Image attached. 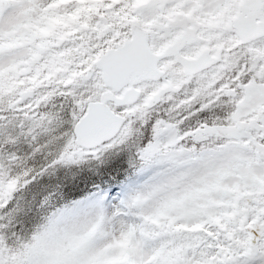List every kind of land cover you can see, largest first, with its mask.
<instances>
[{
	"label": "rangeland",
	"instance_id": "374dc122",
	"mask_svg": "<svg viewBox=\"0 0 264 264\" xmlns=\"http://www.w3.org/2000/svg\"><path fill=\"white\" fill-rule=\"evenodd\" d=\"M156 1L158 8L132 17L110 5L108 16L86 29L75 30L63 18L64 27L52 29L57 42L51 47L39 42L40 17L48 9L58 16L71 14L81 0H0V69L19 60L24 67L40 61L61 78L76 73V67L86 77L87 69H94L91 38L100 42L114 32L108 20L129 36L142 28L156 50L190 21L174 16L172 9L197 7L184 0ZM222 1L202 0L198 7L210 13ZM161 10L169 18L163 19ZM115 36L118 45L126 40L122 32ZM74 55L80 59L73 60ZM177 76L174 67L168 68L172 90L184 82ZM259 78L244 89L228 126L195 132L198 141L209 135L229 138L227 145L191 157L172 148L177 135L164 126L143 152L137 182L60 212L43 233L23 242L17 264H264V198L259 196L264 191V145L259 142L264 138V70ZM91 79L98 83L100 72L95 70ZM97 88L103 90L100 83ZM79 154L72 150L64 158L73 161ZM217 218H222L221 227ZM251 231L261 236L258 243L250 242ZM10 263L0 254V264Z\"/></svg>",
	"mask_w": 264,
	"mask_h": 264
},
{
	"label": "clouds",
	"instance_id": "9594fccd",
	"mask_svg": "<svg viewBox=\"0 0 264 264\" xmlns=\"http://www.w3.org/2000/svg\"><path fill=\"white\" fill-rule=\"evenodd\" d=\"M73 60H79V56H73ZM246 62H238L228 70L223 72L221 79L217 81L214 88L224 89L230 88L236 93L235 97L230 95H218L216 97L217 105L214 114L221 119L222 122H227L229 117L235 110L236 105L234 100H239L243 89L241 84H245L251 80L252 74L246 71ZM68 81H71L69 83ZM59 89H52L45 96L46 103L40 109L42 116L51 115L53 120L46 121L44 128L47 132L38 133L39 143L41 146L47 144L50 140L56 139L58 144H67L71 141L79 143L80 137L77 132L78 118L86 113L83 112L87 108L88 101L95 99L96 102H104L117 118L118 127L113 132V139H119L123 130L131 125L132 136L121 146L128 154L129 159L135 160L137 166L140 164L139 157L135 152V144L140 142L141 147H147L153 139V130L156 128L157 122L165 120L173 123L175 134L177 136H187L194 127L193 122L188 119V116L193 111H199V108L205 103L201 98H196L190 103H185L188 96L184 91L175 93L176 99L169 102L165 97L163 100L153 104L150 108L145 109V101L147 93L142 94L135 100H131L125 89H110L98 90L97 81L89 80L87 77H77L73 73L66 74L60 81ZM98 91H103L104 95H98ZM36 102V101H32ZM148 115L141 119L143 112ZM205 118L209 113L203 114ZM211 123V121H209ZM185 147H199L194 145L192 138L189 136L184 142ZM60 156L55 158L58 163ZM135 169H132L130 174L134 175ZM127 179V177H126ZM9 191L6 186L0 187V194ZM18 193L13 192V196Z\"/></svg>",
	"mask_w": 264,
	"mask_h": 264
},
{
	"label": "trees",
	"instance_id": "16d2710c",
	"mask_svg": "<svg viewBox=\"0 0 264 264\" xmlns=\"http://www.w3.org/2000/svg\"><path fill=\"white\" fill-rule=\"evenodd\" d=\"M40 86L41 93H37L36 97L33 96V101L36 102L30 105L31 109L36 105V119L39 120L36 124L33 121L31 126L23 128L16 123L18 116L16 111L10 109L8 105L0 107L2 110L0 160L3 164L12 166L10 172L16 188L32 197L30 201L32 208H29V214L36 210L34 207L36 205L43 206L45 214H56L59 209L69 208L75 201L86 197L87 189L107 175L106 172L99 171H108L107 167L111 166V162L115 166L125 165V163L116 159L114 152L110 150L103 153L98 163H94L95 161L78 163L70 166V170L67 167L63 170L59 168L60 166L57 167L59 163L55 161V158L60 156V151L65 144H58L54 138L41 146L38 142L40 139L38 133L47 132L44 123L54 119L51 115H41L40 109L46 103L45 96L48 91L54 88L59 89L61 84L52 81L42 82ZM3 101L6 104L8 98ZM31 114L28 113V115ZM10 129L13 130L12 135H10Z\"/></svg>",
	"mask_w": 264,
	"mask_h": 264
},
{
	"label": "water",
	"instance_id": "95a60500",
	"mask_svg": "<svg viewBox=\"0 0 264 264\" xmlns=\"http://www.w3.org/2000/svg\"><path fill=\"white\" fill-rule=\"evenodd\" d=\"M252 1L248 0L247 2L250 4ZM244 10L246 11V8ZM254 13V18L258 17V11ZM240 33L244 37L242 30ZM182 39L183 37L176 44L171 45L164 54L171 53L174 48L178 50L181 47ZM158 59L159 57L154 59L152 55L150 56L145 47L144 37L140 38L138 32L136 39L134 38L130 43L124 45L122 49L109 51L98 61L97 65L103 70V80L106 86L111 85L113 89H119L129 81L130 76H133V83H136L140 78L143 80L155 78L154 73ZM128 95L131 100L135 98L131 92ZM116 127H118L117 118L104 103L90 104L86 114L78 122L77 132L80 137L78 144L84 147H94L111 138Z\"/></svg>",
	"mask_w": 264,
	"mask_h": 264
},
{
	"label": "flooded vegetation",
	"instance_id": "af4514ba",
	"mask_svg": "<svg viewBox=\"0 0 264 264\" xmlns=\"http://www.w3.org/2000/svg\"><path fill=\"white\" fill-rule=\"evenodd\" d=\"M232 8L233 6L230 5L220 6L215 8V10L212 9L211 12L208 13L201 11L198 7L199 27L196 31L194 41L182 50V55H194L201 45H207L211 54L221 45H238L234 40L232 30V17L236 9ZM231 10L232 12H229ZM185 19H187V17ZM191 23L192 22L189 21V23H186V26Z\"/></svg>",
	"mask_w": 264,
	"mask_h": 264
},
{
	"label": "snow or ice",
	"instance_id": "6c2138e0",
	"mask_svg": "<svg viewBox=\"0 0 264 264\" xmlns=\"http://www.w3.org/2000/svg\"><path fill=\"white\" fill-rule=\"evenodd\" d=\"M11 208H12V204H10V205L8 206V208H5V209H4V212L7 213Z\"/></svg>",
	"mask_w": 264,
	"mask_h": 264
}]
</instances>
